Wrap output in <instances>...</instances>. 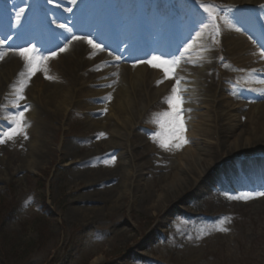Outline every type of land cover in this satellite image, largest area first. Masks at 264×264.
I'll list each match as a JSON object with an SVG mask.
<instances>
[{"label":"rangeland","instance_id":"obj_1","mask_svg":"<svg viewBox=\"0 0 264 264\" xmlns=\"http://www.w3.org/2000/svg\"><path fill=\"white\" fill-rule=\"evenodd\" d=\"M12 1L18 3L20 0H11L10 3H14ZM199 1L210 5L209 0ZM214 1L223 5H237L235 0ZM181 4L183 11L198 8L192 0H184ZM200 8L204 10L201 5ZM197 15L194 16L193 26L197 27L198 36L205 25L209 28V22L204 13ZM210 28L208 32L212 50L217 52V47L222 50V34L226 27H220L219 36H215L214 29ZM133 44L132 39H126L121 45L122 52L132 48ZM148 58L137 56L135 63H142ZM219 60L217 56L214 62ZM54 61L53 58L47 61V70ZM192 68L194 72H203L204 76L209 72L208 65ZM221 71L225 72L226 67L221 66L216 74ZM180 74L184 79L180 84L186 86L188 81H192L186 78L188 75L183 70ZM39 75L36 82L48 80L45 73ZM202 75L192 74L191 77L202 83ZM34 76L24 90L25 99L19 101L21 107H15L16 100H13L8 107H3L0 114V133H3L11 127L13 115L19 110L23 111L24 107L28 109L24 112L27 139L17 135L12 140L0 143V264H264L263 200L255 202L252 207L240 206L238 200L220 202L219 195H227L228 198L232 194L215 186L211 194L176 206V210L179 212V208H182L184 214L150 210V205L158 200L161 193L160 186L175 172L174 156L153 151L147 157L140 148L148 143L158 146L153 136L159 128L157 121L162 113L159 107L163 106L157 104L159 107L154 109L152 115L149 114L151 106L143 108V115L151 118L147 122L149 125L126 126L119 121L121 117L116 111L110 110L111 107L104 108L108 102L103 103L93 96L94 93H88L92 106L103 105L99 114H74L73 109L80 100L76 99L62 110L60 123L50 122L52 129L49 135L39 140L37 137L41 136V132L31 122L32 97L26 94L32 87ZM166 83V80L162 81L160 86ZM194 84L198 87V83ZM228 87L231 91L225 94L232 99L224 102L220 118L226 119L230 111V108H226L229 104L234 105V108L245 104L241 121L249 127L255 106L263 100L253 102L240 96L236 85L229 84ZM89 89L97 91L103 87ZM190 92V95L183 97L184 104L197 108L199 97L194 89H190ZM183 109V115L193 112ZM93 122H100L99 127L93 129ZM88 125L90 127L86 131ZM83 132L87 135L80 139L78 136ZM119 132L122 135L130 134L124 143L118 138ZM101 133L104 135L101 136ZM132 133L139 136L133 138ZM119 143L127 145L126 150H121L124 155L119 159L114 156L107 159L109 155L121 152L112 150ZM35 144L45 148L40 159L33 158L29 153ZM68 146L74 147L69 154L65 151ZM246 153V157L252 158L263 156L264 151L255 148ZM29 162L30 168L27 166ZM118 162L124 164L119 170L121 178L124 172H132V176L136 173L137 178L139 167L145 162L152 166L150 171L141 172V180H126L114 191L106 192L105 189L112 188L120 177L110 179L103 176L106 179L99 184L92 182L102 175L94 171L114 169ZM135 183H139L137 189L134 188ZM103 191L106 192L104 198L97 196L92 201L79 199L87 194L88 199L97 195L93 192ZM78 207L98 208L100 212L75 218L73 212ZM220 228L228 230L219 231Z\"/></svg>","mask_w":264,"mask_h":264},{"label":"bare ground","instance_id":"obj_2","mask_svg":"<svg viewBox=\"0 0 264 264\" xmlns=\"http://www.w3.org/2000/svg\"><path fill=\"white\" fill-rule=\"evenodd\" d=\"M57 1L61 2L59 10L64 17L61 18L60 25L63 27H55L59 29L56 41H59L60 38L59 45L63 44L65 46L67 44V51L58 52V55L53 58L55 61L51 64V68L47 70V76H50L51 79L48 78L47 81L36 82L40 76L39 74L45 73L41 71L38 76L35 75L32 78V87L26 93L29 97H32L31 122L33 127H37L39 132H41V136L37 137L39 140L45 138L44 135H49L52 129L50 122L60 123L61 116H63L62 110L65 109L68 103H73L76 99L80 100L73 109L74 114L81 116L99 114L103 109V105L95 107L89 103L91 98L88 95L92 93H94V97H97L103 103L108 102L104 108L111 107L110 110L116 111L117 115L121 117L119 121H122L126 126L141 127L149 125L147 122L150 121V116L143 115V108L145 106H151L149 114L153 113L154 109L160 105L163 106V108L159 107L162 113L168 110L166 99L171 94V89L175 84L174 79H164L160 71L152 70L145 65H130V54H122L119 59L115 57L111 58L104 53H100L98 49L92 48L86 40H73V36H88V31L86 29L81 31V28L77 25L81 24L79 14L83 5L88 3V0H74V2L70 0ZM129 1L132 3V0ZM235 1L234 3L235 5L237 4V7L249 6L247 9L258 8L260 12H264V0ZM30 2V0H27L21 6L22 11L25 12L23 14L26 17L31 13L32 15L35 14L33 11H30L32 8L29 5ZM68 9L73 15L67 11ZM227 10L234 11L229 6ZM239 14L241 16L245 15L242 11ZM24 22L23 19L17 16L15 22L16 32L19 31L21 33ZM114 22L120 23L116 16H114ZM218 23L221 29L222 27H226L225 33L222 34L223 37L221 35L223 39L222 50L218 47L216 48L217 52L212 50L209 32L206 30L198 34L192 43L193 47L183 57L185 64L190 67V69L186 68L188 75L186 78L192 80L193 83L192 81H188L189 83L186 86L179 84L181 94L185 97L191 94L190 89H194L195 94L197 93V97H199L198 103H196L197 108H191L185 104L183 106L186 111L193 110L191 114L188 115L186 113L183 115L186 124L185 137L188 143L180 149L171 148L169 150L161 148L159 144L157 147L150 146L149 143L148 145L140 146L146 153V156L152 154L153 151H157L161 153L165 152V154L175 157L173 166L175 172L171 178L165 180L162 187L160 186L161 193L158 200L150 205L151 211H158V213L169 211V213L184 214L183 209L179 208L178 212L176 206L188 200L202 198L205 195L211 194L215 190V186L222 188L223 191L227 190L228 193H232L231 196L243 193L264 192V153L263 156H254L251 159L245 155L247 154L246 152L255 148H259L261 151L263 149L264 151V82H261L264 81V58H261L260 55L262 51L261 46L264 45V36L260 38L254 34L248 40L245 35L234 32L236 24H230L231 27H229V25H222L220 20H218ZM261 30L264 34V18L261 22ZM162 38L164 37H158V40ZM14 41L15 38L12 39V43ZM34 43H38L39 45L49 44L47 41L38 42L37 40H34ZM217 56L220 59L221 57L223 58L224 65L230 68L229 71L216 74V70H219V65H221L218 62H214ZM115 62H119L120 64L116 65L114 64ZM200 65L209 66V72L205 76L203 72H194L192 68L193 66L198 67ZM23 71H26L24 61L16 52H7L3 59L0 60V76L2 75L0 80V114L4 109L3 107H8L10 101L16 100L14 96L15 91L19 88L17 86H20L21 80L27 79L26 76L21 77L19 75ZM252 72H256L254 74L255 77ZM200 73L203 74L204 78L201 81L202 83L191 77L192 74L196 75ZM257 75L259 76L258 82L256 80ZM176 79H179V81L184 80L179 72L176 75ZM165 80L168 83L165 86H160L161 81ZM194 82L198 83V87H196ZM230 82L245 84L243 86L251 89L260 100H263V102H258L255 106V111L251 118L252 124L249 127L245 126L246 124L243 125L241 121L245 104L239 105L236 108L233 107L234 105L229 104L226 107L227 109L230 108L226 119L222 120L220 118V109L224 106V102L232 99L229 96L227 98L225 94L227 91H230V88L226 85ZM11 86L13 88H10ZM94 86H102L103 89L90 91L91 89L89 88ZM109 96H111L110 101L108 100ZM122 116L124 119H122ZM93 123V129L99 127L100 122ZM106 126L108 127L109 124L107 123ZM89 127V125L86 127V131H88ZM158 131H160V128L156 132ZM133 133V138L139 136ZM33 134L32 138H34ZM86 135L87 133L83 132L78 137L83 139ZM117 135L123 143L130 136V134L122 135L120 132ZM42 148L41 145L35 144L29 153L31 152L33 158L40 159L45 149ZM126 148L127 145L119 143L112 150L117 149L121 151L122 149L126 150ZM73 149V146H68L65 151L69 154ZM123 155L121 151L114 155V157L119 159ZM30 165L31 163L29 162L27 166L30 168ZM151 166L149 162H145L139 167V176L137 178L136 173L132 176V172L121 173V178L119 170L124 167V164L120 162L111 170L99 169L94 171L92 169L97 174H102L100 175L101 177L98 176L92 182L99 184L100 181L106 179L102 178L103 176H107L110 179L120 177L121 179L117 184L110 189H105L106 192L114 191L120 188L126 180L135 178L138 181L141 180L143 171H150ZM88 171L91 170L88 169ZM257 177H260L259 181H256ZM136 180L135 182H137ZM240 181H246V184ZM138 186L139 183L138 185L137 183L134 184L135 189ZM246 188L250 191H245ZM106 192H93L97 195L87 199V194L79 199L92 201L93 198H104ZM226 196L223 194L219 195V201L233 200ZM262 198L264 196L257 197L256 200L238 201L241 203L240 206L252 207L255 202L263 200L264 203V199ZM99 212L100 209L98 208L78 207L75 208L73 217H86V215L89 217L90 215H97Z\"/></svg>","mask_w":264,"mask_h":264},{"label":"snow or ice","instance_id":"obj_3","mask_svg":"<svg viewBox=\"0 0 264 264\" xmlns=\"http://www.w3.org/2000/svg\"><path fill=\"white\" fill-rule=\"evenodd\" d=\"M201 7L204 11L208 14V18L211 22V27L214 29L215 36L220 35V26L218 23V18L224 20L227 24L228 21L224 17L219 16V11L213 5H204L202 4ZM63 27V26H61ZM208 27V25H205ZM231 27V25H229ZM239 31V29H236ZM73 40H86V42L92 46L94 49H98L103 51L104 48L102 45L95 43L89 37H72ZM215 40V37H213ZM218 43L219 41H215ZM193 47L192 43H188L184 46V51L180 54V56L175 57L171 60L164 59L162 57L153 56L151 59L146 61L151 67L153 68H160L163 71L164 79H174L175 84L171 89V94L167 97L166 103L168 105V110L164 111L160 114V118L157 121L160 131L156 132L153 136L155 142L159 144V146L165 150H169L171 148L180 149L185 144L188 143V140L185 137L186 132V124L183 117V104L184 99L181 94V89L179 87L180 81L176 79L175 69L181 63V59L185 56V53L189 52V50ZM262 51L260 53L261 58H264V45L261 46ZM67 51V44L59 49V52ZM17 54L23 59L25 70L21 72L19 75L21 77H27V79L22 80L19 88L16 90V102L15 107L20 108L21 105L19 104L20 100L25 99L24 90L27 87L28 81L31 80V77L34 76L38 71H44L46 74V78L51 79L50 76H47V61L55 58L58 53L51 52L49 55H41L38 54L37 50L34 47L19 49ZM5 53H0V60L3 59ZM119 59V57H117ZM221 59H223L221 57ZM99 70V69H97ZM255 71V70H253ZM162 82V81H161ZM264 82V81H261ZM108 99L110 100L111 97L109 96ZM28 111L27 107H24L23 111L18 112L17 114L13 115L11 118V127L3 132L0 133V143H5L7 140L14 139L17 135H23L25 139H27L26 133V124H25V117L24 112ZM106 111V110H105ZM101 136L104 134L101 133ZM264 196V192H256V193H243L235 196L229 197L233 200H251L257 197ZM226 228H220L219 231H227Z\"/></svg>","mask_w":264,"mask_h":264}]
</instances>
